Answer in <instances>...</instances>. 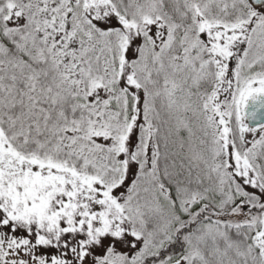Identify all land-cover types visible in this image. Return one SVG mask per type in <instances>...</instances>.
<instances>
[{
	"label": "snow or ice",
	"instance_id": "obj_1",
	"mask_svg": "<svg viewBox=\"0 0 264 264\" xmlns=\"http://www.w3.org/2000/svg\"><path fill=\"white\" fill-rule=\"evenodd\" d=\"M0 264H264V0H0Z\"/></svg>",
	"mask_w": 264,
	"mask_h": 264
}]
</instances>
